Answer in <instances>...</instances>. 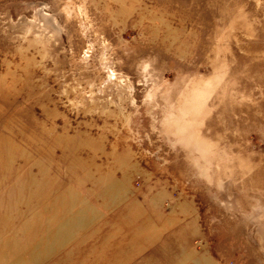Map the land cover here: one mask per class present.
<instances>
[{
  "label": "rangeland",
  "instance_id": "374dc122",
  "mask_svg": "<svg viewBox=\"0 0 264 264\" xmlns=\"http://www.w3.org/2000/svg\"><path fill=\"white\" fill-rule=\"evenodd\" d=\"M0 152V264H264V0H0Z\"/></svg>",
  "mask_w": 264,
  "mask_h": 264
},
{
  "label": "bare ground",
  "instance_id": "6f19581e",
  "mask_svg": "<svg viewBox=\"0 0 264 264\" xmlns=\"http://www.w3.org/2000/svg\"><path fill=\"white\" fill-rule=\"evenodd\" d=\"M1 153V152H0ZM2 154V153H1ZM8 157V156H7ZM9 161H10V159H9ZM4 171V170H3ZM2 172V171H1ZM3 173V172H2ZM9 173V172H8ZM5 174H6V172H5ZM6 177V176H5ZM4 177V178H5ZM3 180H5V179H3ZM22 180H23V178H22ZM2 181V180H1ZM15 182V181H14ZM14 182H13V184H14ZM23 182V181H22ZM19 186V185H18ZM14 186H12V188H13ZM21 188V187H20ZM17 189V188H16ZM15 190V189H14ZM13 190V191H14ZM21 191V190H20ZM15 192V191H14ZM13 192V193H14ZM4 193V192H3ZM21 193H19V196H21L20 195ZM17 195H18V193H17ZM8 196V195H7ZM15 196V195H14ZM13 196V197H14ZM24 196V195H23ZM9 197V196H8ZM17 197V196H16ZM22 197V196H21ZM4 198V197H3ZM9 199V198H8ZM20 199V198H19ZM17 200V199H16ZM0 201H2V200H0ZM11 201V200H10ZM3 203H4V201H3ZM6 203V202H5ZM11 204V203H10ZM23 204V203H22ZM22 204H21V206H22ZM16 205V204H15ZM5 206H7V205H5ZM20 206V207H21ZM24 206V205H23ZM8 208V207H7ZM7 208H6V210H7ZM13 208V207H12ZM15 208H16V206H15ZM2 211V210H1ZM8 211V210H7ZM22 211V210H21ZM11 212H13V211H11ZM15 212H16V210H15ZM19 212H20V210H19ZM3 213H4V211H3ZM7 213H9V212H7ZM13 214V213H12ZM11 214V215H12ZM16 214H17V212H16ZM7 215V214H6ZM6 215H4V216H6ZM20 216H21V214H20ZM14 217H16V216H14ZM22 217L23 216H21V219H22ZM6 218V217H5ZM12 218H13V216H12ZM1 219H3V218H1ZM23 220H20V224H19V227L20 228H18V231L20 232V231H23L24 232V222H22ZM9 222H12V221H9ZM2 223H3V220H2ZM14 223V222H13ZM33 223V222H32ZM7 224V223H6ZM9 225V224H8ZM7 225V226H8ZM30 225V224H29ZM36 225V224H35ZM3 226V225H2ZM9 226H11V225H9ZM32 226V225H31ZM0 227H1V225H0ZM12 227H13V225H12ZM11 227V228H12ZM15 227V226H14ZM8 228V227H7ZM1 230V229H0ZM5 231H6V229H5ZM8 232V231H7ZM16 232V231H15ZM54 232V231H53ZM8 233H10V231L8 232ZM24 234V233H23ZM6 236V235H5ZM4 236L2 235V238H3ZM23 237V236H22ZM6 240V239H5ZM10 240H12L11 238H10ZM2 241H3V239H2ZM19 242V241H18ZM4 243V242H3ZM2 243V244H3ZM20 243V242H19ZM24 245V244H23ZM8 247V246H7ZM20 247H21V245H20ZM11 248H13V247H11ZM6 250V249H5ZM12 250V249H11ZM9 253V252H8ZM9 255V254H8ZM24 258V257H23ZM12 259H16V258H12ZM1 261H2V263H5L6 262V258L5 259H3V258H1Z\"/></svg>",
  "mask_w": 264,
  "mask_h": 264
}]
</instances>
